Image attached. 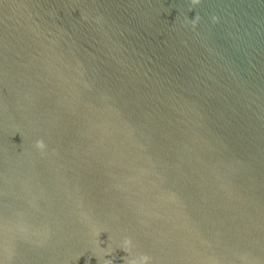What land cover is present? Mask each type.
I'll use <instances>...</instances> for the list:
<instances>
[{
	"label": "water",
	"instance_id": "water-1",
	"mask_svg": "<svg viewBox=\"0 0 264 264\" xmlns=\"http://www.w3.org/2000/svg\"><path fill=\"white\" fill-rule=\"evenodd\" d=\"M0 264H264V0H0Z\"/></svg>",
	"mask_w": 264,
	"mask_h": 264
}]
</instances>
